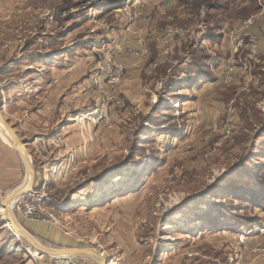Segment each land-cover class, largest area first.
Returning <instances> with one entry per match:
<instances>
[{
	"label": "rangeland",
	"instance_id": "obj_1",
	"mask_svg": "<svg viewBox=\"0 0 264 264\" xmlns=\"http://www.w3.org/2000/svg\"><path fill=\"white\" fill-rule=\"evenodd\" d=\"M127 1L0 0V111L33 174L12 204L16 221L41 247L104 252L110 264H264V0H198L176 23H207L223 43L207 87L187 85L188 70L179 84L168 72L178 51L195 59L189 39L173 48L167 35L133 76L96 50L102 30L142 18H124ZM125 51L143 61L139 40ZM158 53L168 55L161 64ZM99 68H121L119 82L95 85ZM4 147L20 178L3 185L12 167L0 163V209L26 176L0 136ZM36 201L53 221L17 209ZM4 220L0 212V264L54 261ZM24 220L47 226L51 240Z\"/></svg>",
	"mask_w": 264,
	"mask_h": 264
},
{
	"label": "crops",
	"instance_id": "obj_2",
	"mask_svg": "<svg viewBox=\"0 0 264 264\" xmlns=\"http://www.w3.org/2000/svg\"><path fill=\"white\" fill-rule=\"evenodd\" d=\"M197 1L198 0H146L145 9L141 11L142 18L139 22L130 25V27H128V31L127 29L126 31L125 29L121 30L120 27L116 28V30H114V27L112 26L105 28L101 31L100 36L96 37V50L101 53L102 56H104L105 51L112 52L117 61L125 64L126 74L128 76H133L137 72L143 71V63L149 58H152V52L154 48H160L162 46L160 44L164 43V37L167 35L172 36V38L169 39L172 40V44L169 45L173 48H176L177 46L176 39L180 42H184L189 39L187 49L192 51L193 57L195 59H192L191 56L188 57L186 54L184 56V52L178 51L176 58L177 61L173 60L172 64H170L171 62H167L170 64L168 65V72L172 71L171 66H174V69L178 70L179 78L175 82L179 84L185 78L183 75L186 74V71L188 70L190 75L188 78H186L185 83L187 85H192L196 82H202L201 85L207 87L209 84L207 82V77H209L208 75H210L212 72V60L214 61L213 50H221L219 48H222L223 43L220 39L214 37L212 32L207 29V23L206 26L198 25L192 27L189 26L188 28H181L179 25H177L178 22L180 23V20L188 19L195 14L194 11L198 10ZM218 1L224 2L226 0ZM136 2L137 0H130V2L126 3V5H134ZM240 6L241 9L243 7L246 8V6L248 7L246 1L240 2ZM211 10L212 7H209L208 11ZM251 11L252 10H250V12ZM138 40L143 47L145 55H147H144L143 61L137 57H134L133 55L127 54L128 52L125 51L128 48H138ZM163 48H165L164 44ZM154 55L157 57V59L153 58V61L156 60L159 62V64L164 62L163 59L166 60L168 58V55L165 53H158ZM160 56H163V58L159 61ZM148 65L145 69V74L151 73ZM192 69L195 70L192 71ZM196 74H198V79L194 77L197 76ZM205 78L206 81H203ZM167 79L168 78H166V80ZM15 160H18L16 153H14L12 149H7L4 147V152L0 153V163L4 165L6 162V169L9 167H12V169H8V172L6 174L4 173L5 177H3V185L14 183L20 178L19 170H15V163H17ZM23 222L24 227L31 233V235L40 240H51L48 235H46L47 232L45 233L47 226L42 227L41 225L37 223L34 224V222L28 220H24ZM54 238L56 240L57 236H54ZM60 241V246L69 247V244H67V238H62ZM98 253L102 254L105 259H108L104 252ZM108 260L111 261L110 258ZM76 261L78 264H97L92 259L83 257L77 258Z\"/></svg>",
	"mask_w": 264,
	"mask_h": 264
},
{
	"label": "built area",
	"instance_id": "obj_3",
	"mask_svg": "<svg viewBox=\"0 0 264 264\" xmlns=\"http://www.w3.org/2000/svg\"><path fill=\"white\" fill-rule=\"evenodd\" d=\"M145 1L146 0H137L136 4L134 5L127 4V7L123 11L124 18L128 20H134L136 18H139L141 10L145 8ZM129 2L130 1H128L127 3ZM105 59L107 62V66L109 64H113V62H111L113 60L112 56L106 54ZM121 75V68H116L115 70H105L104 68H99V71L92 76V80L95 85L101 84V86L103 87L102 78H105L106 80L108 79L109 84H117L121 78ZM17 209H19L21 214L23 213V215L30 220L35 221L37 217L42 218V221L44 222L54 220L52 215H48V213H44V211H42L43 209L39 201L33 203H24L23 205H21V202H19L17 204ZM53 260L54 261L50 262L49 264H78L76 259L71 257L54 258ZM107 264H110L109 260Z\"/></svg>",
	"mask_w": 264,
	"mask_h": 264
},
{
	"label": "water",
	"instance_id": "obj_4",
	"mask_svg": "<svg viewBox=\"0 0 264 264\" xmlns=\"http://www.w3.org/2000/svg\"><path fill=\"white\" fill-rule=\"evenodd\" d=\"M0 125L3 126L2 128H4L5 132L7 135H9V139H10V142L12 143V145L14 146V149L17 151V153L21 156L22 158V162L25 166V169L27 171L28 169V166L26 165V159L28 160L30 166H31V163L28 159V156L26 154V150L24 148V146L18 141V139L16 138V135L14 134L13 138H12V130L10 129V127L8 126V124L6 123V121H4V118L1 114V111H0ZM11 133V134H10ZM32 168V166H31ZM31 172H32V169H31ZM11 197L12 198H15L19 195V193L17 192H13L11 193ZM26 193H22L19 197H22L24 195H26ZM9 197V198H11ZM8 201V199H5L2 206L4 205L5 206V203ZM8 223V225L10 226L11 230L13 231H20L19 230V224L16 222V221H12L11 219L9 220H4ZM23 233L25 235L24 239L26 241V243H31L33 241V238L23 229ZM22 232V231H20ZM34 242V241H33ZM35 243V242H34ZM39 247V246H38ZM39 254H42V255H49L51 257H57V256H72V257H75V258H89V259H92L93 261H95L97 264H107L108 263V259H105L103 257L102 254H99L98 252H93L92 250H88V249H48V248H45V247H39Z\"/></svg>",
	"mask_w": 264,
	"mask_h": 264
},
{
	"label": "bare ground",
	"instance_id": "obj_5",
	"mask_svg": "<svg viewBox=\"0 0 264 264\" xmlns=\"http://www.w3.org/2000/svg\"><path fill=\"white\" fill-rule=\"evenodd\" d=\"M3 126H1L0 125V136L3 138V139H5L6 141H8L11 145H12V143L10 142V139H9V135H7L6 134V132H5V130H4V128H2ZM11 134V133H10ZM13 136H14V134H12V138H13ZM13 146V145H12ZM14 147V146H13ZM21 157V156H20ZM26 161V165L28 166V169H27V171H26V176H25V178H24V180L25 181H23L22 183H21V185L19 186V187H17V189L15 190H13L11 193H13V192H17V193H19V195L17 196V197H15V198H12L11 197V193H10V195L6 198V199H8V201L5 203V206L3 205V207L0 209V212H1V214L2 215H4L7 219H11L12 221H16V218H15V216L13 215V213H12V209H11V205L13 204V202L15 201V200H19L21 197H19L22 193H29V192H31V186H30V182L31 181H33V174H32V172H31V166H30V164H29V162H28V160L26 159L25 160ZM24 162V161H23ZM9 197H11V198H9ZM23 197V196H22ZM17 222V221H16ZM18 223V222H17ZM20 226V225H19ZM22 227L20 226L19 227V230L20 231H22V232H20V231H15V235L17 236V237H19V238H24L25 237V235H24V233H23V230L21 229ZM35 243H34V242ZM33 241L31 242V243H28V245L27 246H29V247H31L34 251H36L37 253H39L40 251V249H39V247H41L34 239H33ZM39 246V247H38ZM61 257H72V256H57L56 258H61ZM112 264V263H111Z\"/></svg>",
	"mask_w": 264,
	"mask_h": 264
},
{
	"label": "trees",
	"instance_id": "obj_6",
	"mask_svg": "<svg viewBox=\"0 0 264 264\" xmlns=\"http://www.w3.org/2000/svg\"><path fill=\"white\" fill-rule=\"evenodd\" d=\"M124 4V3H123ZM119 6H123L122 4H120Z\"/></svg>",
	"mask_w": 264,
	"mask_h": 264
}]
</instances>
